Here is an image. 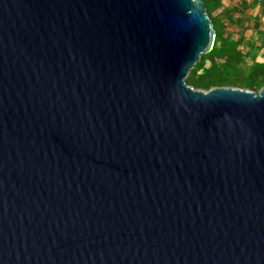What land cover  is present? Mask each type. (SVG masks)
Segmentation results:
<instances>
[{
  "label": "water",
  "instance_id": "1",
  "mask_svg": "<svg viewBox=\"0 0 264 264\" xmlns=\"http://www.w3.org/2000/svg\"><path fill=\"white\" fill-rule=\"evenodd\" d=\"M202 0H0V264H264V88L187 83Z\"/></svg>",
  "mask_w": 264,
  "mask_h": 264
},
{
  "label": "trees",
  "instance_id": "2",
  "mask_svg": "<svg viewBox=\"0 0 264 264\" xmlns=\"http://www.w3.org/2000/svg\"><path fill=\"white\" fill-rule=\"evenodd\" d=\"M215 30L213 49L202 55L187 83L196 89L240 88L259 92L264 88V0H202ZM259 13L254 16V11ZM251 11V13H249ZM259 34L248 39L246 31ZM238 28V32L232 28ZM262 60H259V59Z\"/></svg>",
  "mask_w": 264,
  "mask_h": 264
},
{
  "label": "rangeland",
  "instance_id": "3",
  "mask_svg": "<svg viewBox=\"0 0 264 264\" xmlns=\"http://www.w3.org/2000/svg\"><path fill=\"white\" fill-rule=\"evenodd\" d=\"M232 0H224V2H225V5H229V3L231 2ZM249 13H251V11L249 12ZM259 13V10L257 9V10H255L254 11V16L255 15H257ZM253 21L251 22V23H249L250 24V27H251V29H249V30H247L246 31V37L248 38V39H257L258 37H259V34H257L254 30H253ZM232 30H235L236 31V33L238 32V28L236 29V27H234V28H232ZM259 60H262L261 58L259 59Z\"/></svg>",
  "mask_w": 264,
  "mask_h": 264
},
{
  "label": "built area",
  "instance_id": "4",
  "mask_svg": "<svg viewBox=\"0 0 264 264\" xmlns=\"http://www.w3.org/2000/svg\"><path fill=\"white\" fill-rule=\"evenodd\" d=\"M261 29L264 30V17H262Z\"/></svg>",
  "mask_w": 264,
  "mask_h": 264
}]
</instances>
